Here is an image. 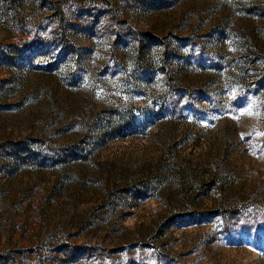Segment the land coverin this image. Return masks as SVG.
Masks as SVG:
<instances>
[{"label":"rangeland","instance_id":"1","mask_svg":"<svg viewBox=\"0 0 264 264\" xmlns=\"http://www.w3.org/2000/svg\"><path fill=\"white\" fill-rule=\"evenodd\" d=\"M0 264H264V0H0Z\"/></svg>","mask_w":264,"mask_h":264},{"label":"trees","instance_id":"2","mask_svg":"<svg viewBox=\"0 0 264 264\" xmlns=\"http://www.w3.org/2000/svg\"><path fill=\"white\" fill-rule=\"evenodd\" d=\"M147 36L150 37V35H147ZM151 38H153V37H151ZM141 41H142V39H141L140 37H138V38L136 39V44H137V45H140V44H141Z\"/></svg>","mask_w":264,"mask_h":264}]
</instances>
